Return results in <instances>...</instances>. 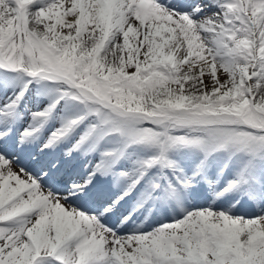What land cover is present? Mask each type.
Instances as JSON below:
<instances>
[{"label": "snow or ice", "instance_id": "1", "mask_svg": "<svg viewBox=\"0 0 264 264\" xmlns=\"http://www.w3.org/2000/svg\"><path fill=\"white\" fill-rule=\"evenodd\" d=\"M0 264H264V0H0Z\"/></svg>", "mask_w": 264, "mask_h": 264}]
</instances>
